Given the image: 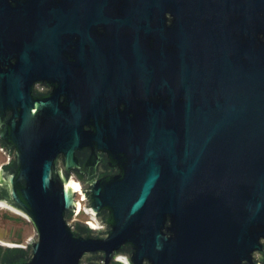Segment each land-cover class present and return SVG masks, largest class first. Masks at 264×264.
Here are the masks:
<instances>
[{
  "label": "water",
  "instance_id": "95a60500",
  "mask_svg": "<svg viewBox=\"0 0 264 264\" xmlns=\"http://www.w3.org/2000/svg\"><path fill=\"white\" fill-rule=\"evenodd\" d=\"M0 145V264H264V0H0Z\"/></svg>",
  "mask_w": 264,
  "mask_h": 264
},
{
  "label": "rangeland",
  "instance_id": "374dc122",
  "mask_svg": "<svg viewBox=\"0 0 264 264\" xmlns=\"http://www.w3.org/2000/svg\"><path fill=\"white\" fill-rule=\"evenodd\" d=\"M4 161L5 156L0 152V164ZM73 178L75 181H79L78 178ZM26 217V215H22L17 210H12L7 207L0 209V240L7 241L0 242L1 244L9 243L14 246L27 245L29 239L34 236L35 229ZM76 218L86 220L89 218V215L82 211Z\"/></svg>",
  "mask_w": 264,
  "mask_h": 264
},
{
  "label": "flooded vegetation",
  "instance_id": "af4514ba",
  "mask_svg": "<svg viewBox=\"0 0 264 264\" xmlns=\"http://www.w3.org/2000/svg\"><path fill=\"white\" fill-rule=\"evenodd\" d=\"M109 32V26H106V30L104 31V27L100 26L97 31V36L100 38L103 33L108 34ZM97 43H100L99 41H96ZM88 47V45H87ZM41 85L43 93H49L52 90V87L49 83L46 81H39L35 84V87ZM99 152L100 156L99 159L96 157V155L92 154L91 157H89L91 150L89 148H85L84 152L79 153V159L81 162H85L83 164L82 169L85 170V172L79 171V170H72L70 172V175L73 177L78 178V180H84V178H87L88 175L96 176V177H105V176H112L115 173L118 172V167L114 162L107 161L108 163L105 162L107 160V153L102 152V151H97ZM11 209V208H10ZM253 256H257V252L254 253Z\"/></svg>",
  "mask_w": 264,
  "mask_h": 264
},
{
  "label": "built area",
  "instance_id": "2783aa9c",
  "mask_svg": "<svg viewBox=\"0 0 264 264\" xmlns=\"http://www.w3.org/2000/svg\"><path fill=\"white\" fill-rule=\"evenodd\" d=\"M0 152L5 156V161H4L3 163L0 164V168H1L2 165L6 164V163H9V161H11V160L14 159V154L11 153V155L9 156V155H8L9 150H8L7 148H5V147L2 148L1 145H0ZM72 179H74L73 176H72ZM79 198L82 199L83 204H84V208H83L82 211H84L85 214H88V212H87V208L85 207V205H87L86 198L83 199V198H82V195L79 194V191L77 190L76 200H78V202L80 203ZM82 211H81V212H82ZM81 212H80L79 207H78V210H77L76 214L73 216V217H75V218H73V219H74V220H77L78 222H81V223L87 224V225H88V223L90 224L91 221L96 222V223H97V226H96V227H93V226L90 224V225L92 226L93 231H98L99 229H104V225H103L102 223L99 222V219H97V218H95V217H91L89 214H88V215H89V218L86 219V220H80V219L76 218ZM72 223H73V220L70 219V220H69V224H71L73 227H75V225L72 224ZM23 247L26 248L27 245H23ZM120 256H123V255H120ZM118 257H119V256H118Z\"/></svg>",
  "mask_w": 264,
  "mask_h": 264
},
{
  "label": "trees",
  "instance_id": "16d2710c",
  "mask_svg": "<svg viewBox=\"0 0 264 264\" xmlns=\"http://www.w3.org/2000/svg\"><path fill=\"white\" fill-rule=\"evenodd\" d=\"M13 163V161L7 165H5L4 167H9L11 166ZM30 246L28 245V248H24V247H13V248H7V247H3L2 245H0V258H4L6 257L10 252L13 253H21V252H29ZM115 264H117L115 262Z\"/></svg>",
  "mask_w": 264,
  "mask_h": 264
},
{
  "label": "bare ground",
  "instance_id": "6f19581e",
  "mask_svg": "<svg viewBox=\"0 0 264 264\" xmlns=\"http://www.w3.org/2000/svg\"><path fill=\"white\" fill-rule=\"evenodd\" d=\"M72 180H74L75 183H79V181H75V179H72ZM81 187H83V186L81 185ZM78 191H79V194H81V193H80V190H78ZM81 195H82V194H81ZM79 200H80V203H79V210H80V212H81V211L83 210V208H84V204H83L82 199L79 198ZM0 204H3L5 207H7V208H11L12 210H17V209L12 208V207L9 206V205L3 203V202H0ZM17 211L20 212L19 210H17ZM20 213H21L22 215H25V214L22 213V212H20ZM26 218L28 219V217H26ZM90 224H91L93 227H96V226H97V223L94 222V221H91ZM4 244H9V243H4ZM10 245H12V244H10ZM12 246H14V245H12ZM119 257H120L121 260L127 261V259L125 258V256H119Z\"/></svg>",
  "mask_w": 264,
  "mask_h": 264
},
{
  "label": "crops",
  "instance_id": "0c3cea01",
  "mask_svg": "<svg viewBox=\"0 0 264 264\" xmlns=\"http://www.w3.org/2000/svg\"><path fill=\"white\" fill-rule=\"evenodd\" d=\"M0 242H7V241H3V240H0ZM10 245V244H9ZM13 245V244H12Z\"/></svg>",
  "mask_w": 264,
  "mask_h": 264
}]
</instances>
